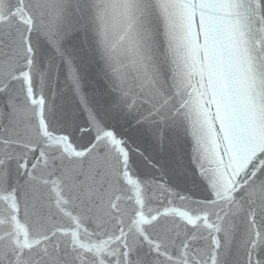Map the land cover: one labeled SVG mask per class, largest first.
I'll return each instance as SVG.
<instances>
[{
  "label": "snow or ice",
  "instance_id": "1",
  "mask_svg": "<svg viewBox=\"0 0 264 264\" xmlns=\"http://www.w3.org/2000/svg\"><path fill=\"white\" fill-rule=\"evenodd\" d=\"M0 264H264V0H0Z\"/></svg>",
  "mask_w": 264,
  "mask_h": 264
}]
</instances>
